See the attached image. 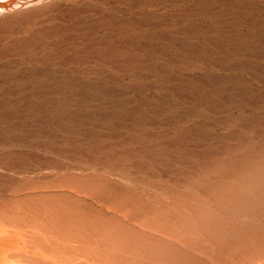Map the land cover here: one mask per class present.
<instances>
[{
    "label": "rangeland",
    "instance_id": "374dc122",
    "mask_svg": "<svg viewBox=\"0 0 264 264\" xmlns=\"http://www.w3.org/2000/svg\"><path fill=\"white\" fill-rule=\"evenodd\" d=\"M263 234L264 0L0 16V264H264Z\"/></svg>",
    "mask_w": 264,
    "mask_h": 264
},
{
    "label": "bare ground",
    "instance_id": "6f19581e",
    "mask_svg": "<svg viewBox=\"0 0 264 264\" xmlns=\"http://www.w3.org/2000/svg\"><path fill=\"white\" fill-rule=\"evenodd\" d=\"M47 1H49V0H0V16H2V15H5V14H7V13H11V12H15V11H19V10H21V9H24V8H27V7H30V6H33V5H36V4H39V3H44V2H47ZM245 206V205H244ZM250 208V207H249ZM248 209V208H247ZM250 210V209H249ZM258 210V209H257ZM195 213H196V211H195ZM192 214V213H191ZM205 214V213H204ZM211 214V213H210ZM199 216V215H198ZM202 216V215H201ZM205 216H208V215H205ZM192 217V216H191ZM194 217V216H193ZM204 217V216H203ZM209 217V216H208ZM215 217V216H214ZM186 218H187V216H186ZM190 218V217H189ZM189 218H187V219H189ZM202 218V217H201ZM193 220V219H192ZM202 220V219H201ZM190 221V220H189ZM195 221H196V219H195ZM205 221V220H204ZM209 221L211 222V220L209 219ZM202 222V221H201ZM189 223V222H188ZM199 223V222H198ZM216 223V222H215ZM206 224H208V221H207V223ZM212 223H210V225H211ZM193 225V224H192ZM195 225V224H194ZM213 225V224H212ZM222 225H224V224H222ZM240 225H241V223H240ZM181 226V225H180ZM187 226V225H186ZM188 226H190V224L188 225ZM225 226V225H224ZM177 227V226H176ZM179 227V226H178ZM182 227H184V226H182ZM191 227H193V226H191ZM198 227H200L199 225L197 226V228ZM205 227V226H204ZM208 227H209V224H208ZM216 227V226H215ZM214 227V228H215ZM219 227V226H218ZM238 227V226H237ZM211 227H209V229H210ZM213 228V229H214ZM224 228V227H223ZM194 229V228H193ZM196 229V228H195ZM200 229H201V227H200ZM230 229V228H229ZM238 229V228H237ZM203 230V229H202ZM201 230V231H202ZM215 230V229H214ZM220 230V229H219ZM234 230V229H233ZM241 230V229H240ZM204 231V230H203ZM218 231V230H217ZM230 231H232V230H230ZM215 232V231H214ZM237 232V231H236ZM211 233V232H210ZM219 233V232H218ZM224 233V232H223ZM230 233V232H229ZM213 234V233H212ZM215 234V233H214ZM244 234V233H243ZM256 234V233H255ZM231 235V234H230ZM257 235V234H256ZM264 235V234H263ZM238 236V235H237ZM237 236H235V237H237ZM222 237V236H221ZM247 237V236H246ZM257 237V236H256ZM253 238V237H252ZM261 238V237H260ZM172 239V238H171ZM170 239V240H171ZM219 239V238H218ZM235 239V238H234ZM149 240V239H148ZM222 240V239H221ZM243 240V239H242ZM220 241V240H219ZM225 241V240H224ZM229 241H231V240H229ZM262 241V240H261ZM143 242V241H142ZM174 242V241H173ZM251 242V241H250ZM136 243V242H135ZM177 243V242H176ZM263 243V242H262ZM113 244V243H112ZM154 244V243H153ZM156 244V243H155ZM110 245V244H109ZM139 245V244H138ZM176 245V244H175ZM180 245H181V243H180ZM183 246H184V244H182ZM218 245V244H217ZM230 245V244H229ZM136 246V245H135ZM140 246V245H139ZM156 246H158V245H156ZM186 246V245H185ZM226 246V245H225ZM169 247V246H168ZM168 247H167V249H168ZM247 247V246H246ZM118 248V247H117ZM151 248V247H150ZM173 248V247H172ZM172 248H171V250H172ZM233 248V247H232ZM244 248V247H243ZM261 248V247H260ZM136 249V248H135ZM156 249H158V248H156ZM185 249V248H184ZM217 249V248H216ZM154 250V249H153ZM159 250H161V249H159ZM230 250V249H229ZM232 250V249H231ZM238 250V249H237ZM109 251H111V250H109ZM116 251V250H115ZM147 251V250H146ZM168 251V250H167ZM251 251V250H250ZM195 252H196V250H195ZM200 252V251H199ZM260 252V251H259ZM264 252V251H263ZM167 253V252H166ZM170 253V252H169ZM178 253V252H177ZM247 253V252H246ZM122 254H124V253H122ZM163 254V253H162ZM165 254V253H164ZM200 254H202V253H200ZM223 254V253H222ZM238 254V253H237ZM248 254V253H247ZM131 255H133V254H131ZM165 255H167V254H165ZM165 255H163V256H165ZM264 255V254H263ZM237 256V255H236ZM110 257V256H109ZM142 257V256H141ZM140 257V258H141ZM167 257V256H166ZM166 257H165V259H166ZM170 257V256H169ZM249 257V256H248ZM122 258V257H121ZM126 258V257H125ZM144 258V257H143ZM173 258V257H172ZM237 258V257H236ZM243 258V257H242ZM86 259V258H85ZM137 259V258H136ZM174 259V258H173ZM256 259V258H255ZM103 260V259H102ZM102 260H100V261H102ZM145 260V259H144ZM171 260V259H170ZM127 261H128V259H127ZM139 261V260H138ZM237 261V260H236ZM239 261V260H238ZM246 261V260H245ZM120 262V261H119ZM242 262H244V261H242ZM125 263V262H124ZM148 264V263H147Z\"/></svg>",
    "mask_w": 264,
    "mask_h": 264
}]
</instances>
